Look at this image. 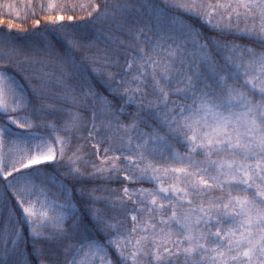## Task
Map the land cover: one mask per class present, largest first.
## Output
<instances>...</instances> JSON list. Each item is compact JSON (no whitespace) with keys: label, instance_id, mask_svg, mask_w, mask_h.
<instances>
[{"label":"snow or ice","instance_id":"obj_1","mask_svg":"<svg viewBox=\"0 0 264 264\" xmlns=\"http://www.w3.org/2000/svg\"><path fill=\"white\" fill-rule=\"evenodd\" d=\"M0 14V264H264V0Z\"/></svg>","mask_w":264,"mask_h":264},{"label":"trees","instance_id":"obj_2","mask_svg":"<svg viewBox=\"0 0 264 264\" xmlns=\"http://www.w3.org/2000/svg\"><path fill=\"white\" fill-rule=\"evenodd\" d=\"M13 2L16 3L18 7H20L21 9H23L24 6L28 3V0H13ZM33 2H34V0H33ZM97 2H102V0H97ZM156 2L159 3V0H156ZM42 15L43 14H40L41 18H42ZM80 15H83V14L81 13ZM0 20L3 21V23L0 24V28H6V25H7V23L9 21H11L14 24L21 25L22 28H24V29L31 30V28H32V20L31 19H28L27 22H25L22 19H14V18L9 17L7 15L0 14ZM105 27L107 29V26H105ZM115 35H119V34L117 33ZM121 38L122 39H127L126 37H121ZM237 43L244 44V43H248V42L246 40H238ZM122 51H126V50H122ZM120 59H121V63H123V57H121ZM100 90L103 91V89H100ZM57 91H58V89H57ZM104 95L107 96L108 93L105 92ZM109 99H111V97H109ZM48 102H51V101H48ZM132 110H134V109H129V111H132ZM122 120H123L124 123H128V121L127 120H124L123 117H122ZM84 135H87V133L85 132ZM109 135H111V133H109ZM91 143H94V141L89 142V148L86 149V151H91V147H90ZM104 146L106 147L107 145H104ZM179 150L182 152L183 151V148H180ZM99 157H100V159H103V152H102V150L99 153ZM61 171H63V169H61ZM138 185H140V186H138ZM146 185L150 186L151 184L150 183H140V184L134 185V187H137V188H141V187L142 188H146ZM100 186L101 187H107L109 189H115V188H120V187H122L124 185H123V183L112 182V183H108V184L100 185ZM97 195L98 196H106L107 193H105V192H99V193H97ZM73 203L76 206V213H77V215H79L80 212H81L82 204L76 198H74ZM96 207H103V205H96ZM2 226H3V220H0V227H2Z\"/></svg>","mask_w":264,"mask_h":264},{"label":"rangeland","instance_id":"obj_3","mask_svg":"<svg viewBox=\"0 0 264 264\" xmlns=\"http://www.w3.org/2000/svg\"><path fill=\"white\" fill-rule=\"evenodd\" d=\"M138 186H140V185H138ZM52 187H53V190H54V191L58 190V189L55 188V186H52ZM152 187H153L152 184H151L150 186L146 185V188H152Z\"/></svg>","mask_w":264,"mask_h":264}]
</instances>
